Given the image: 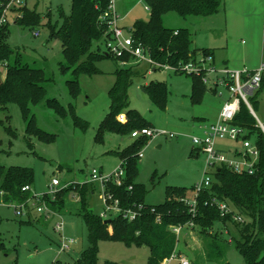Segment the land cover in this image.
Wrapping results in <instances>:
<instances>
[{
    "label": "rangeland",
    "instance_id": "374dc122",
    "mask_svg": "<svg viewBox=\"0 0 264 264\" xmlns=\"http://www.w3.org/2000/svg\"><path fill=\"white\" fill-rule=\"evenodd\" d=\"M220 11L212 16L182 17L176 12L164 15L165 26L173 29L187 27L192 33V47L215 50V63L227 64L230 68H258L264 56V0H223ZM120 17V26L126 34L137 20H149L150 10L145 0H113ZM41 13L36 27L16 23L18 8L12 6L8 13L7 43L16 51L11 63L19 59L22 64L45 71L42 83L47 94L44 100L31 105V115L37 125L53 135L52 141L40 140L26 133L28 120L22 115L19 105L8 103L0 110L5 125L0 127V165L24 166L34 170L36 194L50 193L49 185L58 178L61 188L66 183H90L89 172L96 168L104 174L117 168L121 160L114 154L126 147L134 138L107 132L103 142L95 140L98 127L111 104L109 90L115 83L116 61L106 58L97 63L99 74L79 76L81 92L74 97L68 81L74 79L72 71L62 72L65 63L62 44L51 37L48 22L61 25L71 14L72 0H22V5ZM50 13V16L47 15ZM4 24V25H5ZM3 26H1L2 28ZM38 32L39 34H34ZM103 50L106 49L102 45ZM224 60L227 62L225 63ZM145 76L135 78L129 88L130 107L137 109L147 120L153 121L158 131H167L152 138L143 148L139 161L137 183L146 187L145 203L156 205L164 201L168 187L191 188L208 172L216 168L206 167V155L192 141L193 136H202L204 126L219 120L220 112L229 94L219 88L218 93L207 92L200 103L191 101L192 77L168 69L150 70L141 65ZM4 63L0 61V76L4 79ZM4 77V78H3ZM150 81L166 82L169 94L166 110L157 107L142 90ZM221 93V94H220ZM48 99H57L68 111L61 116L46 104ZM73 108V111L72 110ZM73 113L88 122L86 131L74 123ZM264 118V110H259ZM9 116L8 119L6 117ZM5 127H10L15 136ZM169 133H174L170 137ZM218 148L232 152L241 147L240 142L218 139ZM95 190L90 195V208L97 214L105 212L103 187L95 181ZM80 197L70 191L65 206L54 212H38L30 206L24 216H17L11 204L0 197V264H73L88 245L87 226L79 215ZM112 218L114 213H110ZM36 217L33 219V217ZM244 217V216H243ZM33 219V220H32ZM29 220V223L26 222ZM32 220V221H31ZM244 220H247L244 217ZM63 221L64 230L55 229ZM213 233L225 247V254L208 258L206 250L211 236L194 226H183L177 234V248L190 264H246L232 239L240 240L238 229L230 222H217ZM76 239L70 250H61L62 237ZM150 255L147 246L128 247L118 241L99 243L98 263L147 264ZM216 255V254H215ZM170 264H180L178 258Z\"/></svg>",
    "mask_w": 264,
    "mask_h": 264
},
{
    "label": "trees",
    "instance_id": "16d2710c",
    "mask_svg": "<svg viewBox=\"0 0 264 264\" xmlns=\"http://www.w3.org/2000/svg\"><path fill=\"white\" fill-rule=\"evenodd\" d=\"M9 1L0 0V17ZM145 2L150 10L149 20H137L129 31L136 41L148 46L156 61L178 65L196 60L200 55L213 56L211 49L192 47V33L189 28H169L165 26L163 17L169 12H176L182 17L212 16L220 11L223 0H145ZM109 3L110 0H72L71 14L64 18L61 25L48 22L51 37L58 38L62 44L65 63L61 64V70L72 71L74 75V79L68 81L74 97L81 92L80 75L101 73L97 63L106 58H113L116 61L117 67L114 72L116 79L109 90L111 104L99 124L95 137L98 142L104 141L107 132L131 136V132L135 129H153L151 121L142 116L137 109L130 107L129 88L135 78L146 75L147 70L141 68L144 64L134 63L129 54L117 57L102 48L111 36L110 33L106 34L107 23L100 19ZM18 11L21 13V16L16 17L18 24L36 27L41 21V13L29 9L26 5L20 6ZM47 15L50 16V13ZM7 37L8 24H5L0 28V61L7 64L5 78L2 79L0 76V110H5L8 103H17L23 117L28 120L26 133L40 140L52 141L54 136L41 129L37 125L36 117L31 115V105L40 103L47 94L42 85L46 80L45 71L22 64L19 59L11 63L16 51L7 43ZM121 61L129 64L122 65ZM191 77L193 103H200L207 92L215 93L202 82L200 76L191 75ZM142 90L157 107L166 110L169 94L166 82L150 81L142 85ZM262 91L251 99L256 110H260L259 97ZM46 104L61 116H66L68 113L57 99H48ZM71 111L74 112L73 108ZM122 112L126 114L125 122L118 120ZM8 118L9 116L6 117ZM73 119L75 125L82 131L87 130L88 122L75 113ZM234 122L248 128L249 136L260 149L257 170L254 174H248L238 173L226 165L217 166L212 174L211 186L197 196L195 213L185 201L193 195L194 186L168 187L163 202L156 205L145 203L146 187L137 183L136 179L142 148L151 140L147 135L135 138L128 146L113 152L123 162L125 169L123 184L118 186L109 182L105 185V191L111 192L119 199L122 209H132L136 212L133 220L118 214L112 217L111 223L106 224L105 218L90 208L89 198L95 190L93 185L95 182L83 185L70 184L59 190L53 199L47 195L46 204L58 211L65 206L66 196L70 191H75L80 197L79 215L87 226L89 245L81 251L73 264H97L101 241H118L128 247L147 246L150 251L147 264H161L173 253L182 255L177 249L178 236L173 231V227L186 226L189 222H193L194 227L202 233L208 236L213 234L206 250L208 258L225 254V247L218 241V235L213 233V228L217 222L225 225L230 222L238 229L241 236L240 240L231 241L243 255L246 264H264V133L257 126L255 118L244 103ZM4 125V120L0 118V127ZM5 129L11 135H16L10 127ZM34 181L33 168L0 165L2 201L8 204L25 202L33 195L34 190H24L23 187L30 186L33 189ZM213 198L228 202L233 212L222 214L219 207L212 203ZM234 212L246 217L247 220L244 222L234 220ZM26 222L29 223V220ZM1 248H3L2 242H0ZM105 264L116 263L106 261Z\"/></svg>",
    "mask_w": 264,
    "mask_h": 264
},
{
    "label": "built area",
    "instance_id": "2783aa9c",
    "mask_svg": "<svg viewBox=\"0 0 264 264\" xmlns=\"http://www.w3.org/2000/svg\"><path fill=\"white\" fill-rule=\"evenodd\" d=\"M22 0H10L6 5L2 16L0 17V28L8 22V13L12 6H21ZM17 15L21 16L20 12ZM102 22H106L108 30L106 34L110 33L111 36L105 42L106 49L117 57H122L129 54L132 61L137 64H144L150 70L168 69L174 72H182L188 75H198L201 77L202 82L217 94L219 88L227 90L229 96L225 100L222 110L220 112L219 120L204 127L202 136H193L192 141L195 146L206 155V167L216 168L217 166L226 165L238 173L254 174L257 170V164L260 157V149L254 140L249 136L248 128L236 124L235 118L241 110V105L244 103L252 116L256 120L257 126L264 133V118L259 115V110L253 106L251 99L262 89H264V60L256 69L243 67L241 69L230 68L228 66H219L215 63L212 55H200L196 60H190L178 65H171L168 63H161L156 61L151 54L148 46L140 41H136L129 31L125 33L124 28L120 26V17L115 10L113 0H110L108 8L100 17ZM177 33V32H176ZM34 34L38 35V32ZM122 65H127L129 62L121 61ZM7 66L6 63H4ZM221 94V93H220ZM260 109L264 110V90L260 94ZM118 120L125 122L127 120L124 112L120 113ZM160 134H167V131H158L152 128L135 129L131 132V137L138 138L142 135H147L151 139ZM170 137H174V133H169ZM218 139H229L232 141L240 142L241 147L235 148L233 153L222 150L217 147L216 141ZM125 169L123 162L115 168L112 172L104 174L96 168H92L89 172L91 182L98 181L103 187V197L105 212L101 216L105 219L109 218L110 213L115 215L122 214L129 220L136 217V212L132 209H122L119 205V199L111 192L105 191V185L109 182L115 183L120 186L123 184V176ZM213 181L212 174L206 172L205 176L197 183L194 184L193 195L185 199L186 204L190 207L192 212H196L197 196L205 188L211 186ZM60 181L54 177L50 187V193L33 195L23 203H11L15 209L17 216H24L27 211H30V206H34L38 212H54L45 202L47 195L55 198L56 193L64 187L69 186L71 183L64 184L61 188ZM24 190H33L30 186L23 187ZM213 204H216L222 214L233 212V208L226 201H219L213 198ZM234 220L244 222L243 217L235 213L233 214ZM186 226H194L193 222H189ZM64 223L60 221L56 224L55 229L59 232L64 230ZM183 226H174L173 231L179 233ZM76 243V239L62 237L61 250H70L71 245ZM178 258L180 264H190L189 260L183 255L173 253L170 257L165 258L161 264H170L171 261ZM57 260L53 264H58Z\"/></svg>",
    "mask_w": 264,
    "mask_h": 264
},
{
    "label": "crops",
    "instance_id": "0c3cea01",
    "mask_svg": "<svg viewBox=\"0 0 264 264\" xmlns=\"http://www.w3.org/2000/svg\"><path fill=\"white\" fill-rule=\"evenodd\" d=\"M211 50L213 51V58L215 59V57H216L215 50H213V49H211ZM263 60H264V56H263ZM263 60H262V61H263ZM214 61H215V60H214ZM215 62H216V61H215ZM224 62L227 63L225 60H224ZM4 66H5V65H4ZM222 66H227V64L222 65ZM244 67H247V65H244ZM251 69H255V68H251ZM5 76H6V66H5V69H4V77H5ZM4 77H3V78H4ZM146 84H147V83H146ZM214 94H215V93H214ZM151 123L153 124V129L156 130V126H155V124L153 123V121H151ZM204 127H205V126H204ZM134 139H135V138H134ZM132 142H133V141H132ZM129 144H131V142H130ZM129 144H128V145H129ZM128 145H127V146H128ZM120 149H122V148L120 147ZM229 153H233V151H232V152H229ZM32 217H33V219L36 218V217H34V216H32ZM33 219H32V220H33ZM36 219H37V218H36ZM32 220H31V221H32ZM177 249H179V248H177Z\"/></svg>",
    "mask_w": 264,
    "mask_h": 264
},
{
    "label": "water",
    "instance_id": "95a60500",
    "mask_svg": "<svg viewBox=\"0 0 264 264\" xmlns=\"http://www.w3.org/2000/svg\"><path fill=\"white\" fill-rule=\"evenodd\" d=\"M111 221H112V218H107V219H105L104 222H105L106 224H108V223H111Z\"/></svg>",
    "mask_w": 264,
    "mask_h": 264
}]
</instances>
